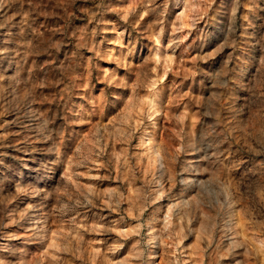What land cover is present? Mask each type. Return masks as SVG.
Returning a JSON list of instances; mask_svg holds the SVG:
<instances>
[{
    "label": "rangeland",
    "instance_id": "374dc122",
    "mask_svg": "<svg viewBox=\"0 0 264 264\" xmlns=\"http://www.w3.org/2000/svg\"><path fill=\"white\" fill-rule=\"evenodd\" d=\"M0 264H264V0H0Z\"/></svg>",
    "mask_w": 264,
    "mask_h": 264
},
{
    "label": "bare ground",
    "instance_id": "6f19581e",
    "mask_svg": "<svg viewBox=\"0 0 264 264\" xmlns=\"http://www.w3.org/2000/svg\"><path fill=\"white\" fill-rule=\"evenodd\" d=\"M229 216H230V214H229ZM236 223L239 224V235H240V237H241V236L244 237L245 234H244L243 224H242L241 220L238 219V220L236 221Z\"/></svg>",
    "mask_w": 264,
    "mask_h": 264
}]
</instances>
